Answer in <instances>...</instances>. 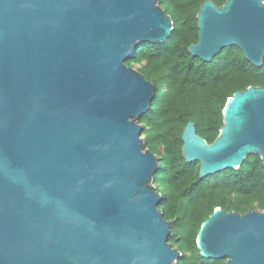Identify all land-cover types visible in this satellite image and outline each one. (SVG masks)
Segmentation results:
<instances>
[{"label":"water","instance_id":"obj_1","mask_svg":"<svg viewBox=\"0 0 264 264\" xmlns=\"http://www.w3.org/2000/svg\"><path fill=\"white\" fill-rule=\"evenodd\" d=\"M196 17L191 55L236 45L263 64L264 0H203ZM172 28L158 0H0V264H177L139 122L154 84L126 64ZM181 140L199 177L248 153L264 165V86L227 98L212 142L191 120ZM196 245L225 264H264V210L215 207Z\"/></svg>","mask_w":264,"mask_h":264},{"label":"trees","instance_id":"obj_2","mask_svg":"<svg viewBox=\"0 0 264 264\" xmlns=\"http://www.w3.org/2000/svg\"><path fill=\"white\" fill-rule=\"evenodd\" d=\"M221 6L225 0H213ZM173 28L163 42H141L127 65H138L154 84L150 108L139 117L144 148L156 154L159 167L153 182L161 193L158 208L171 220L168 242L181 255L177 264H225V258H206L196 245L201 223L217 206L245 213L264 210V165L248 153L238 168L199 177L197 161L181 154V135L191 120L196 132L212 142L222 126V110L229 96L246 87L264 86L261 66L247 60L236 45L223 47L210 61L188 51L197 42V12L203 0H158Z\"/></svg>","mask_w":264,"mask_h":264},{"label":"rangeland","instance_id":"obj_3","mask_svg":"<svg viewBox=\"0 0 264 264\" xmlns=\"http://www.w3.org/2000/svg\"><path fill=\"white\" fill-rule=\"evenodd\" d=\"M134 68L137 69L138 65H132ZM141 137L143 138V135H141Z\"/></svg>","mask_w":264,"mask_h":264}]
</instances>
